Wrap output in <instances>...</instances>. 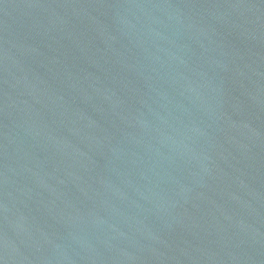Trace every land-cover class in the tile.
<instances>
[{
	"label": "water",
	"instance_id": "95a60500",
	"mask_svg": "<svg viewBox=\"0 0 264 264\" xmlns=\"http://www.w3.org/2000/svg\"><path fill=\"white\" fill-rule=\"evenodd\" d=\"M0 264H264V0H0Z\"/></svg>",
	"mask_w": 264,
	"mask_h": 264
}]
</instances>
